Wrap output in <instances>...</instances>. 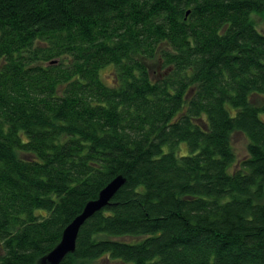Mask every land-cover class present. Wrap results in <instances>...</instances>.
<instances>
[{"label": "trees", "instance_id": "1", "mask_svg": "<svg viewBox=\"0 0 264 264\" xmlns=\"http://www.w3.org/2000/svg\"><path fill=\"white\" fill-rule=\"evenodd\" d=\"M254 15L264 0H0V264H42L118 176L60 264H264Z\"/></svg>", "mask_w": 264, "mask_h": 264}, {"label": "water", "instance_id": "2", "mask_svg": "<svg viewBox=\"0 0 264 264\" xmlns=\"http://www.w3.org/2000/svg\"><path fill=\"white\" fill-rule=\"evenodd\" d=\"M125 183L122 176L112 179L97 197L86 204L83 211L65 228L60 243L42 260V264H60L64 258L72 254L76 248V240L80 228L89 218L110 205L116 193L121 190Z\"/></svg>", "mask_w": 264, "mask_h": 264}, {"label": "rangeland", "instance_id": "3", "mask_svg": "<svg viewBox=\"0 0 264 264\" xmlns=\"http://www.w3.org/2000/svg\"><path fill=\"white\" fill-rule=\"evenodd\" d=\"M253 19L255 21V24L257 25L258 29L262 31L264 29V20L261 16L259 15H254ZM154 71H159V69L153 68ZM102 79L104 80L105 83L107 84H113L114 81V70L111 67H108L102 71ZM247 139L243 134L236 133L233 138H232V144H233V149L235 150V153L237 155L238 160L245 159L247 156ZM180 149L183 151V153H186L187 150V145L185 143L181 144ZM95 264H121L118 263L115 260H107L103 259Z\"/></svg>", "mask_w": 264, "mask_h": 264}]
</instances>
